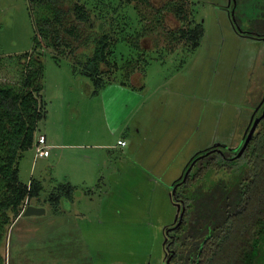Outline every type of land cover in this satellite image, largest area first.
<instances>
[{
    "label": "rangeland",
    "instance_id": "rangeland-1",
    "mask_svg": "<svg viewBox=\"0 0 264 264\" xmlns=\"http://www.w3.org/2000/svg\"><path fill=\"white\" fill-rule=\"evenodd\" d=\"M76 1L70 0L69 5L73 7ZM103 1L105 5L101 0L82 1L90 21L80 27V39L67 36L72 44L64 59L57 62L53 58L56 52L42 50L44 90L39 98L46 109L48 106V118L40 122L36 140L45 133L53 146L51 156L43 159L36 157L37 148L27 151L19 169L21 182L42 183L40 197L30 204L45 213L12 217L0 247L4 264H163L164 230L174 223L177 213L169 196L170 186L200 150L215 145L227 150L240 147L264 96V38L235 30L229 17V0H149L154 5L151 8L136 1L154 28L141 43L146 52L120 42L108 68L114 71L116 61L120 66L134 62L127 67L141 68L137 76H142L145 84L143 90L133 91L128 97L140 103L128 119L131 135L137 136L138 142V146L132 145L137 155L130 162L124 154L130 148L129 138L111 132L108 124L115 123L106 113L105 99L94 95L92 81L74 72L71 63L91 54L92 46L85 41L100 35V24L105 20L108 24L113 18L112 7L121 3ZM128 1L121 10L128 13L133 27L139 28L135 1ZM172 1H184L188 18L194 12L195 21L204 25V38L192 53L186 51V42L172 43L169 38L170 31L186 24L174 12L165 10L161 24L155 23L156 10ZM243 1L238 0L236 26L262 31L264 25L258 20L263 16H256L264 0ZM68 19L67 24H79L74 14ZM35 36L36 18L29 0H0L2 82L20 78L19 71L8 65L9 57L30 52ZM142 55L148 62L139 65ZM122 76L110 73L106 78ZM94 132L98 135L95 141ZM123 136L129 142L126 148L117 145ZM76 142H98L109 145V149H103V154H93L90 149L81 157ZM155 165L162 169L154 171ZM220 174L223 172L207 170L189 192L219 179ZM154 177L165 181H154L155 185L151 180H156ZM174 177L176 180L170 182ZM83 180L89 183L82 185ZM62 184L74 185L75 190L72 201L64 197L56 209L49 195Z\"/></svg>",
    "mask_w": 264,
    "mask_h": 264
},
{
    "label": "trees",
    "instance_id": "trees-1",
    "mask_svg": "<svg viewBox=\"0 0 264 264\" xmlns=\"http://www.w3.org/2000/svg\"><path fill=\"white\" fill-rule=\"evenodd\" d=\"M82 1L77 0L71 7L70 0H29L36 18L33 49L9 57L11 63L8 65L12 66L14 72L19 71L18 80H0V247L7 227L12 224V217L17 219L22 215L26 204L38 199L44 189L39 181L32 180L30 184L21 182L19 169L25 153L37 144L40 122L47 118L46 105L39 98L44 90L42 50L50 48L56 52L53 58L57 62L68 55L66 51H69L72 42L67 36L80 39V27L90 21V14ZM133 1L139 28H134L128 13L121 10L129 1L121 0L112 7L113 18L108 24V20L100 24V35L85 41V45L92 46L91 54L83 57V60L71 62L74 72L79 71L92 81L94 95L112 82L132 87V76L141 72L139 67H127L134 62L120 66L116 60L114 71L108 69L120 42H128L135 49L146 52L141 43L154 32L152 20H148L136 1H141L147 8L154 5L149 0ZM100 3L105 5L103 0ZM185 8L184 1L168 2L164 9L156 10L155 23L161 24L165 10L174 12L186 24L179 30L170 31L169 38L172 43L180 40L186 42L189 44L186 51L192 53L204 38L205 28L195 21L192 10L189 19ZM73 14L79 21L77 25L65 22ZM142 62H148L145 55L137 63L140 65ZM110 73L123 76L111 80L106 78ZM222 152L198 161L195 155L189 163L193 164L190 177L181 183L176 193L171 192L172 202H183L185 207L183 220L174 230V259L180 264H264V119L241 157H232L234 153L225 150ZM207 170L221 171L223 174L219 179L211 180L210 185L206 183L189 192L196 181L203 180ZM54 190L49 200L57 207L64 197L71 200L75 187L62 184ZM0 264H4L1 255Z\"/></svg>",
    "mask_w": 264,
    "mask_h": 264
},
{
    "label": "crops",
    "instance_id": "crops-1",
    "mask_svg": "<svg viewBox=\"0 0 264 264\" xmlns=\"http://www.w3.org/2000/svg\"><path fill=\"white\" fill-rule=\"evenodd\" d=\"M138 74L139 73L134 74V76L131 79L132 87L124 86V85H121L120 83H117V82H112V83L106 85L98 94V96H101L102 98L105 99V103H106V107H107L106 113H108V115L111 114L113 117L112 120L115 123V126H111L110 124H108V127L111 130V132L112 133H114L116 131L121 132L122 134L126 135L129 138V141L131 142L130 148L127 149L128 153H124L126 155V158H128V160L130 162H134V159L132 156L137 155L136 153L135 154H133V153L135 152L134 148L136 146H138V142H137V136H135L134 134L131 135V128H130V126H128V119L131 118L132 114L137 110L140 103H138V102L135 103L134 99H133V102H131L128 100V97L133 91L143 90L145 88V84H143V82H141L142 76H137ZM134 93H136V92H134ZM122 95L126 96V97L120 99V97ZM47 109H48V106H47ZM47 114H48V112H47ZM136 130H137V134L141 133L139 128ZM90 133L91 132L89 131L88 134H90ZM93 135L95 136V139L93 138V140L94 141L97 140V137H96L97 134L94 132ZM40 136L46 137V140H47L46 149L49 150L50 153H49L48 157H50L51 156L50 149L53 145L49 144V138L45 133L41 134ZM37 140H36V143H37ZM120 140H124L126 142V146H124V147L120 146L118 144V142ZM118 142H117V145L120 147H123V148H126L129 145V142L125 140L124 136L122 138L118 139ZM76 143H77V145H75V146L81 150V157H83V154L88 152L90 149L94 150L92 152L93 154H103V152H101V151H103V149H105V148L109 149V145L106 144V145L101 146L98 144V142L91 144V145H86L84 143H78V142H76ZM55 145L57 146V144H55ZM132 145L135 147H132ZM35 148H37V145L35 146ZM155 151H156V149H155ZM36 157L41 158V159L46 158V157H38V156H36ZM156 168H159V166H156V165L153 166L154 171ZM159 169H162V168H159ZM145 171H146L147 175H150L147 170H145ZM180 172L178 173L176 178H178ZM150 177H153V175H150ZM163 177L165 178L166 175H164ZM163 177H154V178H156V180H153L152 178H151V180L153 181V183L155 185H157L154 181L161 182ZM176 178L174 177V179L170 180V182H174L173 180H176ZM164 181H162V183ZM88 183L89 182L85 181V180L81 181L82 185H85ZM72 186H74V185H72ZM169 196H170V193H169Z\"/></svg>",
    "mask_w": 264,
    "mask_h": 264
},
{
    "label": "flooded vegetation",
    "instance_id": "flooded-vegetation-1",
    "mask_svg": "<svg viewBox=\"0 0 264 264\" xmlns=\"http://www.w3.org/2000/svg\"><path fill=\"white\" fill-rule=\"evenodd\" d=\"M246 1H248V0H246ZM245 0L243 1V2H246ZM249 1H251V0H249ZM251 2H253V1H251ZM248 4V3H247ZM255 4V6H256V3H254ZM238 5H239V2H238V0H229V8L232 10V11H228L229 12V17H230V20H231V22L233 23V25L234 26H236V25H238V18L236 17V15H235V12H236V10H237V7H238ZM232 12H234V14H232ZM263 16V19L262 20H258V21H260L261 23H262V25H264V3L262 2V7H261V9H260V11L257 13V16L256 17H262ZM232 17H233V21H232ZM263 28V30L262 31H256V32H254V30H251V31H245V30H242L241 29V32H240V34H248V35H256V36H259V37H263L264 38V36H262L261 34H264V26L262 27ZM236 30V29H235ZM237 31V30H236ZM238 32V31H237ZM257 32H260V33H257ZM263 110H264V96L262 97V99H261V102H260V104H259V106L256 108V110L254 111V113H253V115H252V117H251V120H250V122H249V124H248V127H247V130H246V132H245V136H244V138H243V140H242V142H241V145H240V147H237L239 150L241 149V147H242V145H243V143H244V141H245V139H246V137H247V135L249 134V132H250V129H251V127L253 126V124H254V121L258 118V117H260L261 115H262V113H263ZM259 126V125H258ZM258 128V127H257ZM257 130V129H256ZM256 132V131H255ZM223 150H225V151H228V152H231V153H234V155L232 156V157H234V156H236L237 154H238V152H239V150H237V151H234L233 149H230V150H227V149H225V147L224 146H221V145H215V146H212V147H208V148H206V149H204V150H200L199 151V153H200V155H199V153L198 154H196V157L197 158H199L200 156H202V155H204V154H207V152H210L208 155H206V156H204V157H202V158H206V157H208L209 155H211V154H214V153H219V154H222L223 152ZM199 155V156H198ZM229 158H231V157H229ZM192 159H193V157H192ZM191 159V160H192ZM196 159V158H195ZM191 160L188 162V164L186 165V167H185V169H184V172L182 173V175L180 176V178L177 180V181H179L178 183H177V181H175V183L173 184V186H178L177 187V190L176 191H178V189H179V187H180V185H181V183H182V179H183V177H184V174L186 173V171L188 170V168L190 167V165L191 164H189V163H191ZM199 159H197L196 161H198ZM190 174H191V172H190ZM190 177V176H189ZM171 187V190H170V194H171V192L173 191V187L172 186H170ZM171 197V196H170ZM172 200V199H171ZM179 203H183V202H179ZM178 203V204H179ZM174 204V203H173ZM178 204H174L175 206H176V209H177V205ZM184 207V203L182 204V208ZM177 214V213H176ZM183 220V219H182ZM182 222V221H181ZM178 223V222H177ZM177 223H173V224H171L170 226H167L166 228H165V230H164V236H165V242H164V251H165V259H164V262H163V264H180L179 262H177V261H175V259H174V256H175V249L173 248V243L175 242V236H174V230H176V228L178 227L177 226ZM177 226V227H176ZM167 230H169V233H167ZM166 233L168 234V235H166ZM192 262V261H191ZM193 264V263H192Z\"/></svg>",
    "mask_w": 264,
    "mask_h": 264
},
{
    "label": "water",
    "instance_id": "water-1",
    "mask_svg": "<svg viewBox=\"0 0 264 264\" xmlns=\"http://www.w3.org/2000/svg\"><path fill=\"white\" fill-rule=\"evenodd\" d=\"M232 14H234V12H232ZM232 21H233V17H232ZM235 28H236V30H237L239 33L241 32L240 27L235 26ZM263 119H264V110H263L262 115H261L260 117H258V118L254 121V124H253V126L251 127L250 132H249V134L247 135V137H246V139H245V141H244V143H243L241 149H240V150H239L238 148L233 149L234 151L239 150V152H238V154H237V156H236L235 158H239V157H241V156L243 155V153H244L245 150L247 149V147H248V145H249V143H250V141H251L253 135L255 134V131H256L258 125L260 124V122H261ZM209 153H210V152H207V154H204V155L200 156V157L197 158V159H200V158H202V157L208 155ZM197 159H196V160H197ZM195 162H196V161H194V163H195ZM192 167H193V164L188 168V170H187L186 173L184 174V177H183V179H182V182L187 181V179H188V177H189V175H190V172L192 171ZM172 187H173V193H176V190H177V187H178V186H173V185H172ZM170 196H171V194H170ZM182 204H183V203H179V204L177 205V214H176V217H175V220H174V223H177V222H178V223H177V226L180 225V223H181V221H182V219H183V216H184V212H185V207L182 208ZM44 213H45V210H43V209H41V208H38V207H34V206H32L31 204L28 203L27 206H26V208L24 209V212H23L22 214H23V216H26V217H27V216H38V215H41V214H44ZM177 226H176V227H177Z\"/></svg>",
    "mask_w": 264,
    "mask_h": 264
},
{
    "label": "built area",
    "instance_id": "built-area-1",
    "mask_svg": "<svg viewBox=\"0 0 264 264\" xmlns=\"http://www.w3.org/2000/svg\"><path fill=\"white\" fill-rule=\"evenodd\" d=\"M46 143H47V140L45 136H40L38 138L37 140V156L38 157H48L49 156V150L46 149ZM118 144L123 147L126 146V142L124 140H120Z\"/></svg>",
    "mask_w": 264,
    "mask_h": 264
}]
</instances>
